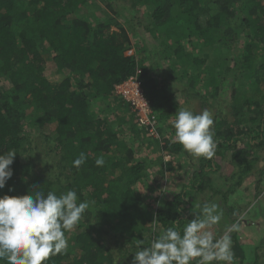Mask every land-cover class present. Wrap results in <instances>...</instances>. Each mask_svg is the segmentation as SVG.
<instances>
[{
	"label": "trees",
	"instance_id": "obj_1",
	"mask_svg": "<svg viewBox=\"0 0 264 264\" xmlns=\"http://www.w3.org/2000/svg\"><path fill=\"white\" fill-rule=\"evenodd\" d=\"M87 2L0 0V154L17 152L0 196L71 189L89 203L66 233L67 251L45 264H132L137 241L182 232L205 203L222 213L217 235L241 226L232 195L247 174H256V195L264 188V0H102L103 13L86 15ZM129 78L154 107L156 136L117 91ZM175 80L186 98H200L191 111L214 120L215 156H192L187 167L173 127ZM82 152L86 163L73 167ZM224 157L230 174L211 187ZM180 166L178 189L163 191ZM236 232L234 264H264V233L245 249Z\"/></svg>",
	"mask_w": 264,
	"mask_h": 264
},
{
	"label": "clouds",
	"instance_id": "obj_2",
	"mask_svg": "<svg viewBox=\"0 0 264 264\" xmlns=\"http://www.w3.org/2000/svg\"><path fill=\"white\" fill-rule=\"evenodd\" d=\"M141 88L143 91V86ZM144 96L154 121L153 126H144L156 136L157 115H153V112L156 114L154 107L152 110L150 99ZM213 125L209 110L197 114L181 108L173 122L175 139L191 155L212 159L217 149ZM16 154L14 149L0 154V189L13 175L10 166ZM86 160V154L80 153L73 160V167L80 168ZM104 164L103 156L95 159L97 167ZM261 180L264 181V176ZM259 194L264 196V191ZM88 208L89 203L78 202L76 191L71 189L59 195L55 191L46 195L36 191L22 196H0V260L7 264H45L50 257L65 253L68 249L66 233L79 225ZM221 220L218 204L205 203L182 232L178 227H168L148 247H141L143 241H137L139 250L132 264H234L231 233L238 230V225L227 226L218 236L213 229Z\"/></svg>",
	"mask_w": 264,
	"mask_h": 264
},
{
	"label": "rangeland",
	"instance_id": "obj_3",
	"mask_svg": "<svg viewBox=\"0 0 264 264\" xmlns=\"http://www.w3.org/2000/svg\"><path fill=\"white\" fill-rule=\"evenodd\" d=\"M87 7H88V11H86V15H89V13H91L90 10H92L94 12V10L99 11L100 13H103L104 10H106V4L105 2H102V0H88L87 2ZM82 10L79 11V13L82 14L81 12ZM85 11V10H84ZM113 12V10H112ZM115 30H118L116 27H114ZM135 35H132V38H134ZM132 53V49L126 51V54ZM232 73L226 77L225 81H228L232 78ZM181 83H179L178 81H174L172 83V87L178 89V93L176 96V100L180 101L178 102V106H177V110L176 112H178V107L181 108H187L189 110H198L199 109V103H197L200 98L199 97H190V98H186L184 96V94L181 92V89H179L181 86ZM187 86V85H186ZM199 88L200 87H196ZM188 90V87L186 88ZM186 90V91H187ZM185 91V90H184ZM201 91V90H200ZM201 93V92H200ZM202 94V93H201ZM224 98H228V96H224ZM221 108H227V105L221 103L220 104ZM153 110V107H152ZM153 115L156 116V114L153 112ZM174 114H169V116H173ZM167 122L170 124L172 122L171 118H169V120H167ZM138 144L140 145V148L142 150H144L147 154H149L146 150V143L142 140H138ZM149 150L152 149V146H150L148 148ZM150 155V159L153 158V154H149ZM152 155V156H151ZM193 155L191 154H186V157H184L181 160V164L183 163V165L187 167V163L188 161L191 159ZM228 155H226L227 157ZM226 157H224L222 159V162L219 160V165L220 168L218 170V173H220V177L217 178L215 173L212 177V182H211V187H213L214 185H216L221 179L222 176H228L230 174L229 172V168L226 166L227 160ZM171 159V158H163V163H167V161ZM171 161V160H169ZM61 164L62 163H57L55 164V166L53 165V167L51 169H49L47 171L48 175H52L51 170L53 171V174H55L58 169H59V165H60V169H61ZM180 164V165H181ZM192 164L194 165V161H192ZM155 166V165H154ZM180 169H175L173 171H170L168 173V177L166 179V181H162V186H163V191L165 192H169V191H176L178 189L179 186V182H182V179L178 178L179 173L183 172V168L180 166ZM154 168L151 166L149 171H153ZM254 175L256 174H247V177L245 179V182L242 184L241 188L238 189L237 191L234 192V194L232 195V197L234 198L232 201H230L233 205H236L238 207H240L239 211H240V217L238 219L241 218L240 221H242L241 226L238 227V230L236 232L237 235H239V240L240 242H242V245L245 247L248 246L249 248L251 247H255L258 243V240L261 238V236L264 233V196H260L259 195H255L256 193L254 192ZM151 179V178H149ZM262 185H264V182L261 183ZM262 190L264 191V188H262ZM143 191V189H142ZM145 196L146 190L145 192H143ZM223 234V233H222ZM221 234V235H222ZM219 236V235H218Z\"/></svg>",
	"mask_w": 264,
	"mask_h": 264
},
{
	"label": "built area",
	"instance_id": "obj_4",
	"mask_svg": "<svg viewBox=\"0 0 264 264\" xmlns=\"http://www.w3.org/2000/svg\"><path fill=\"white\" fill-rule=\"evenodd\" d=\"M117 91L122 93L126 99L131 100L138 112L139 122L143 125L153 126L151 110L141 88V82L135 78H129L117 86Z\"/></svg>",
	"mask_w": 264,
	"mask_h": 264
}]
</instances>
